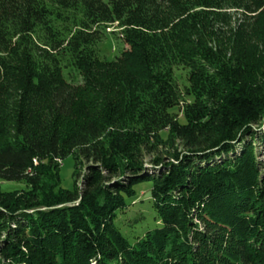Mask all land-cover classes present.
<instances>
[{
    "label": "trees",
    "instance_id": "trees-1",
    "mask_svg": "<svg viewBox=\"0 0 264 264\" xmlns=\"http://www.w3.org/2000/svg\"><path fill=\"white\" fill-rule=\"evenodd\" d=\"M262 126L264 0H0V181L27 185H0V264H264ZM145 182L161 226L131 244Z\"/></svg>",
    "mask_w": 264,
    "mask_h": 264
},
{
    "label": "rangeland",
    "instance_id": "rangeland-1",
    "mask_svg": "<svg viewBox=\"0 0 264 264\" xmlns=\"http://www.w3.org/2000/svg\"><path fill=\"white\" fill-rule=\"evenodd\" d=\"M218 12H220L218 10ZM221 12H226L227 16L225 17L227 21L230 22L232 26H235L239 21H242L244 14L241 10H230L223 9ZM110 33H106L105 38L97 43V53L102 60L112 61L120 57L123 52L129 49V45L120 37L121 29L118 25L111 26L108 29ZM117 31L116 34L111 32ZM177 76L179 77L180 84L184 89V85L187 84L186 73L187 70L180 67L176 71ZM181 114V113H179ZM256 127V126H255ZM259 131L264 132V126L259 128ZM174 149L179 151H184L186 148L182 144H176ZM262 150V148H260ZM165 151V149L163 150ZM259 152H261L259 150ZM260 159L264 161V154L260 153ZM164 153L162 150L160 152L145 153L144 162L147 164V167L153 166V161L157 157H163ZM61 162V161H60ZM88 165L90 163L84 162L82 165L83 173H85ZM76 162L74 156L67 157L61 165L60 174L61 181L59 188L61 189H73L74 181L77 178L74 176ZM82 183L83 177L77 179ZM2 191L12 192V191H21L26 190L27 185L23 182H8L0 181ZM152 183L145 182L136 186L137 197L135 199L127 200V208L120 212L116 218L115 224L118 230L126 237L131 244H134L139 238H141L147 231L159 228L161 223L158 220V216L153 207V200L151 197Z\"/></svg>",
    "mask_w": 264,
    "mask_h": 264
}]
</instances>
